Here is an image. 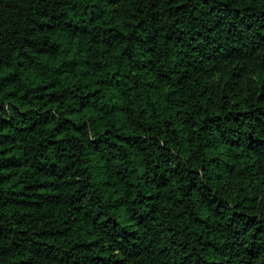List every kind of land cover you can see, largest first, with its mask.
Returning a JSON list of instances; mask_svg holds the SVG:
<instances>
[{
	"label": "trees",
	"instance_id": "16d2710c",
	"mask_svg": "<svg viewBox=\"0 0 264 264\" xmlns=\"http://www.w3.org/2000/svg\"><path fill=\"white\" fill-rule=\"evenodd\" d=\"M0 264H264V0H0Z\"/></svg>",
	"mask_w": 264,
	"mask_h": 264
}]
</instances>
